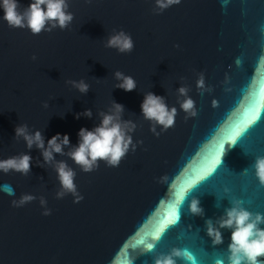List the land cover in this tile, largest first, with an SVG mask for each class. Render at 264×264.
<instances>
[{
    "label": "water",
    "instance_id": "95a60500",
    "mask_svg": "<svg viewBox=\"0 0 264 264\" xmlns=\"http://www.w3.org/2000/svg\"><path fill=\"white\" fill-rule=\"evenodd\" d=\"M31 2L19 0L22 7ZM69 2L75 14L69 28L39 35L10 28L0 8V158L22 152L33 157L27 177L0 171V264H154L173 247L189 249L196 264H216L217 259L229 264L232 230L221 229L224 242L213 245L206 220L223 215L232 198L264 213V186L251 167L264 155V0H182L160 14L153 12L155 0ZM114 29L132 35L131 53L105 47ZM118 69L136 79L135 90L115 87ZM201 71L212 87L203 95L197 89ZM81 78L91 86L86 94L66 83ZM182 84L190 86L198 109L187 120L177 102ZM148 91L178 108L175 126L159 137L142 114ZM112 100L125 106L123 119L138 124L134 142L144 143L130 150L119 167L101 161L88 173L67 156L66 146L65 155L55 157L75 169L84 199L74 203L72 194L57 199L60 183L53 164L37 165L43 162L41 150L17 139L16 126L27 123L29 131L41 130L46 146L56 133L70 134L71 145H77L79 130L98 125L100 111H108ZM86 109H92V117L77 119ZM241 128L236 146L226 144L223 164L215 167L220 145ZM163 175L165 184L158 182ZM194 182L180 219L171 217L177 196ZM24 193L37 199L13 207L11 201ZM40 196L46 197L51 215L42 214ZM193 196L200 199L204 216L190 214ZM147 243H154L155 250L146 252ZM178 264L185 262L178 258Z\"/></svg>",
    "mask_w": 264,
    "mask_h": 264
},
{
    "label": "clouds",
    "instance_id": "9594fccd",
    "mask_svg": "<svg viewBox=\"0 0 264 264\" xmlns=\"http://www.w3.org/2000/svg\"><path fill=\"white\" fill-rule=\"evenodd\" d=\"M87 2L92 3V0H87ZM181 3L182 0H155L153 12L160 14L169 7ZM0 8L3 9L4 13L2 19L7 22L10 28H27L33 35H39L42 32L51 33L56 28L68 29L75 17V14L69 10V0H32L27 7H22L19 0H0ZM105 47L114 48L120 53H131L134 50L135 42L130 33L123 29L118 31L114 29L107 38ZM176 47L179 48L180 45L177 44ZM32 59H37L35 54H33ZM114 76L119 81L115 87L125 91H133L137 88V81L132 75L125 74L118 69L114 72ZM180 79L184 80L186 78L180 77ZM66 83L85 94L91 87L83 78L79 80L68 79ZM197 89L200 95L212 91V87L206 84L203 71L199 73ZM190 91L191 88L187 84H182L177 89V102L180 109L186 114L185 120L198 115L196 101L189 95ZM43 106L45 108L49 107V102L44 101ZM212 106L218 107V101L213 99ZM141 108L143 118L151 122L150 130L155 136L159 137L162 132H166L169 128L175 126L178 108L176 106L170 107L164 96L156 95L151 91L146 92ZM124 111L125 106L123 104L112 100L108 111H100L102 119L98 125L91 130L87 127H82L79 130L77 145H71L70 134L56 133L47 141L46 146L43 132L39 129L35 130L34 133L29 131L27 123L16 126L15 137L17 139L23 137L28 149H32L35 145L41 150L43 162L37 160V165L42 167L44 164H53L60 183V188L56 192L57 199L72 194L74 197L73 202L80 203L84 196L78 190L75 182L77 175L75 169L66 160H57L55 154L65 155V147L70 146L67 156L86 173L97 170L101 161L108 167H119L130 150L135 152L138 145L144 143L143 140L134 142L132 133L137 129L138 124L134 120L123 119ZM92 115V109H86L82 113H77L76 118L79 119L81 116L91 118ZM158 126L160 131L157 130ZM226 144L235 147L237 142L236 140H229V142L221 145V155L217 159L215 167L223 164V157L227 152ZM32 160L33 157L24 152L8 158H0V171L5 174L15 171L27 177L31 173ZM251 167L255 169V175L260 185L264 186V155L257 156ZM242 172L247 173L248 168H245ZM167 180L166 175L158 178V182L161 184H165ZM3 187L8 195L15 196V191L10 185H4ZM196 187L197 184L194 182L186 191L177 196L179 205L174 207L177 220L180 219V207L183 206L187 197ZM230 191L231 189L225 188L226 193ZM36 199L37 197L34 194L24 193L18 199H13L11 203L13 207L19 208ZM39 201L43 207L42 214L44 216L51 215L52 209L47 207L46 197L40 196ZM229 201L231 207L226 208L223 215L215 221L211 218L206 220L207 235L212 238L213 245H220L224 242L221 229H231V243L227 249L229 264H264V259H261L264 257V227H261V225H264V213L249 210L244 206L242 199L232 198ZM216 207H220V202H217ZM189 210L193 216L205 215L200 199L195 196L191 199ZM190 227L191 225H189ZM162 235L163 233L157 234L155 240L158 242ZM154 250V243L146 244V252ZM178 258L183 260L185 264H196L195 255L189 249L181 247H173L170 252L159 254L155 258L154 264H178ZM216 264H224V260L217 259Z\"/></svg>",
    "mask_w": 264,
    "mask_h": 264
},
{
    "label": "snow or ice",
    "instance_id": "6c2138e0",
    "mask_svg": "<svg viewBox=\"0 0 264 264\" xmlns=\"http://www.w3.org/2000/svg\"><path fill=\"white\" fill-rule=\"evenodd\" d=\"M258 118V117H257ZM243 131V129L241 128V129H238L236 132H235V134L234 135H232V134H229L228 135V140H236V138H237V136H239L240 134H241V132ZM222 145V144H221ZM221 145H220V147H221ZM219 158V156L216 158V162H217V159ZM183 193V190L180 192V194H182ZM173 216H176V211H175V208H173V210H172V212H171V217H173ZM170 217V221H175V219H172ZM177 217V216H176Z\"/></svg>",
    "mask_w": 264,
    "mask_h": 264
}]
</instances>
